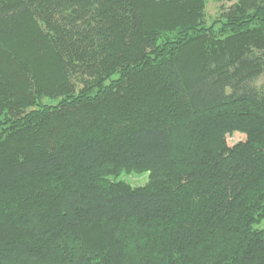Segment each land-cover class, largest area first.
Segmentation results:
<instances>
[{
    "label": "trees",
    "instance_id": "obj_1",
    "mask_svg": "<svg viewBox=\"0 0 264 264\" xmlns=\"http://www.w3.org/2000/svg\"><path fill=\"white\" fill-rule=\"evenodd\" d=\"M219 1L0 0V264H264V0Z\"/></svg>",
    "mask_w": 264,
    "mask_h": 264
},
{
    "label": "rangeland",
    "instance_id": "obj_2",
    "mask_svg": "<svg viewBox=\"0 0 264 264\" xmlns=\"http://www.w3.org/2000/svg\"><path fill=\"white\" fill-rule=\"evenodd\" d=\"M224 5V2L219 0H207L206 5V15L207 19L211 20L220 13V8ZM226 7L229 4H225ZM255 87L264 92V73L260 76V78L255 82ZM47 103L55 104V101H46ZM243 138L239 135L233 134L228 138V143L230 145H233L237 143L238 141L242 140ZM119 179L123 180L125 183L132 187H142L144 186L148 181V175H138V174H123ZM264 227V219L261 221V223L257 226V228H263Z\"/></svg>",
    "mask_w": 264,
    "mask_h": 264
}]
</instances>
